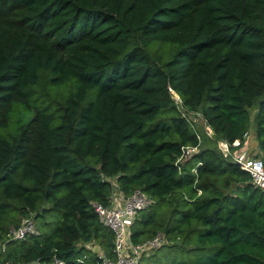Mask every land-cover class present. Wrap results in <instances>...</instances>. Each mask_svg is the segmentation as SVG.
I'll use <instances>...</instances> for the list:
<instances>
[{"label":"trees","instance_id":"trees-1","mask_svg":"<svg viewBox=\"0 0 264 264\" xmlns=\"http://www.w3.org/2000/svg\"><path fill=\"white\" fill-rule=\"evenodd\" d=\"M173 94L231 150L254 125L264 164V0H0L1 263L113 258L114 179L153 199L132 241L166 240L137 264H264V191Z\"/></svg>","mask_w":264,"mask_h":264},{"label":"built area","instance_id":"built-area-1","mask_svg":"<svg viewBox=\"0 0 264 264\" xmlns=\"http://www.w3.org/2000/svg\"><path fill=\"white\" fill-rule=\"evenodd\" d=\"M172 97L181 115L186 117L196 130L194 121L189 118V113L182 108L179 96L173 94ZM206 129L208 130L207 134L212 135L208 126H206ZM196 135L198 143H201L202 138L197 130ZM218 143L221 153L235 164L237 163L238 167L249 174L252 184L264 191V164L262 160L256 156L255 151L249 150V148L245 147L243 144L241 145L239 141L235 142V145L238 147L234 150H231L228 144L223 140H219ZM197 148L198 145L194 147H182V156L179 159L196 151ZM198 164L201 163L199 162ZM193 171L195 172L194 169ZM115 187L112 189L106 204L94 201L91 202V207L97 215L99 222L110 229L113 234V258L105 256L102 252L98 253L100 264H137L141 256L150 250L156 249L165 243L166 240L162 233H157L152 238L142 242L135 243L132 241L131 226L133 221L139 212L150 207L153 203V199L139 189L134 190L129 195H123ZM35 233H37V230L30 218H24L17 227H12L10 229L9 238L23 240ZM54 263L63 264L62 261L57 259L54 260ZM0 264L3 263L0 261ZM4 264L19 263L6 262Z\"/></svg>","mask_w":264,"mask_h":264},{"label":"rangeland","instance_id":"rangeland-1","mask_svg":"<svg viewBox=\"0 0 264 264\" xmlns=\"http://www.w3.org/2000/svg\"><path fill=\"white\" fill-rule=\"evenodd\" d=\"M250 115H251V117H253V115H254V108L252 107V108H250ZM193 114V115H192ZM195 116V117H194ZM189 118H191L193 121H194V125H195V127H196V130H198V133H200V135H201V137H202V139H203V142H202V146H211V147H213V146H216V149H218L219 151H220V146H219V143H218V141L216 142L215 140H214V138H213V136L212 135H208L207 133H208V130L205 128V126L203 125V122L201 121V119H200V114H196V113H189ZM207 130V131H206ZM249 150H251V151H255V153L258 151L257 150V147H256V144H255V142L254 141H251V142H249ZM221 152V151H220ZM111 180V183L113 184V186L115 187L116 185H115V181H114V179H110ZM28 218L29 217H31V215H28L27 216ZM21 219V218H20ZM20 221V220H19ZM35 227H36V225H35ZM170 244V243H169ZM168 244V245H169ZM89 247H91L93 250H95V251H97L98 253H101V250L99 249V247H98V245H96V244H93V243H88L87 244ZM2 250V244L0 243V251ZM167 251H168V248L167 247H163V248H161V249H157V251H155V249H153V250H150V251H148V252H146L142 257H144V258H147L148 256H150V255H152V254H154V253H157V258L158 259H160L162 262L163 261H165L164 260V258H163V256H164V254H166L167 253ZM156 258H154L153 260H152V263H156ZM151 263V260H149V259H143L141 262H140V264H150ZM151 263V264H152Z\"/></svg>","mask_w":264,"mask_h":264},{"label":"crops","instance_id":"crops-1","mask_svg":"<svg viewBox=\"0 0 264 264\" xmlns=\"http://www.w3.org/2000/svg\"><path fill=\"white\" fill-rule=\"evenodd\" d=\"M196 114H200V113H196ZM200 119H201V121L203 122V125H204L205 128H206L207 125H206L205 122L203 121L201 115H200ZM251 141H254L255 144H256V147H257V141H256V137H255L254 125H252V124H251V126H250L248 132H247V133L245 134V136H244V143H243V145H244L245 147L249 148L248 145H249V142H251ZM253 151H254V150H253Z\"/></svg>","mask_w":264,"mask_h":264},{"label":"water","instance_id":"water-1","mask_svg":"<svg viewBox=\"0 0 264 264\" xmlns=\"http://www.w3.org/2000/svg\"><path fill=\"white\" fill-rule=\"evenodd\" d=\"M235 165H237L238 166V164L236 163Z\"/></svg>","mask_w":264,"mask_h":264}]
</instances>
